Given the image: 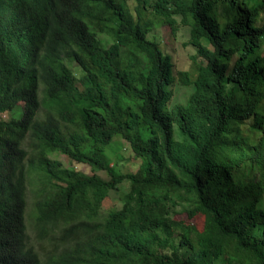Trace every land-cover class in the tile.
<instances>
[{
    "label": "trees",
    "instance_id": "trees-1",
    "mask_svg": "<svg viewBox=\"0 0 264 264\" xmlns=\"http://www.w3.org/2000/svg\"><path fill=\"white\" fill-rule=\"evenodd\" d=\"M132 1L0 0V264H264V0ZM177 20L208 57L179 73L193 92L169 109L171 57L148 36ZM115 138L144 174L111 163ZM33 173V227L56 249L42 258L27 241ZM173 202L202 229L178 231Z\"/></svg>",
    "mask_w": 264,
    "mask_h": 264
},
{
    "label": "rangeland",
    "instance_id": "rangeland-1",
    "mask_svg": "<svg viewBox=\"0 0 264 264\" xmlns=\"http://www.w3.org/2000/svg\"><path fill=\"white\" fill-rule=\"evenodd\" d=\"M132 0H129V3L132 4ZM228 10L227 7L224 8ZM227 14H222L223 19L226 18ZM221 19V18H220ZM222 20V19H221ZM223 21V20H222ZM178 25L176 26V31L171 32L170 27L161 25L156 27L149 34L148 38L155 41L161 51L171 57L172 61V76L173 81L171 83L172 98L169 102V109L173 108L176 105H185L193 92L192 86H183L179 82V73L188 72L192 70V58L199 63H204L207 59L208 48L201 47L199 50H195L192 46L188 44L189 40V28L183 26L179 20H177ZM264 44V41H263ZM70 70L72 71L74 77L79 79L81 76L80 69L74 64H68ZM22 109L25 110L24 105H21ZM20 108V107H19ZM21 109V108H20ZM21 109V110H22ZM2 119H8V116H2ZM175 137L180 139V133L178 129L175 128ZM29 140L27 139L24 142V147L28 150ZM111 149L107 150V155L112 161L111 163H116L118 170L123 174H133L141 175L144 174L145 170L142 166V163L139 159L135 158L132 154L129 146L126 142L120 138H115L111 144ZM120 158V161L117 162L116 158ZM50 158L58 161L64 168H70L74 171L82 173L84 175H92L93 171L89 166L83 164H77L70 161L67 157L60 154H50ZM108 164V166L111 165ZM102 178L106 179L104 173H96ZM129 183L124 182L117 187L116 190L108 193L106 198L101 203L100 211L102 214H107L111 210H119L122 206V197L125 193L129 191ZM44 189V183L41 180V176L35 173L30 174L27 179V189H26V231H27V241L30 246L35 248L39 253V256H43L54 253L56 249L51 245L48 240L38 239L35 229L33 227V216L32 209L33 203L37 200L38 195ZM168 208L170 211V218L180 222L178 226V231L182 232L183 229H186L188 225H194L196 229H202L203 218L199 215L194 218H189L185 211L190 208L187 203H168Z\"/></svg>",
    "mask_w": 264,
    "mask_h": 264
}]
</instances>
